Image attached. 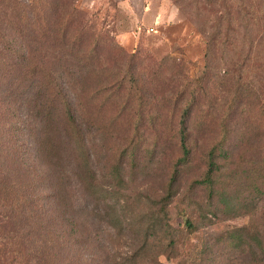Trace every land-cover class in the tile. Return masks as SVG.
I'll return each instance as SVG.
<instances>
[{"label":"trees","instance_id":"obj_1","mask_svg":"<svg viewBox=\"0 0 264 264\" xmlns=\"http://www.w3.org/2000/svg\"><path fill=\"white\" fill-rule=\"evenodd\" d=\"M76 1L56 0L51 13L41 8L26 18L17 40L0 50V264H166L162 259H172L173 251L185 264H197L190 251L178 250L179 237L196 233L197 220L215 225L218 211L231 213L230 203L222 199L228 197L223 193L227 187H216V179L228 175L225 169L245 138L264 135V102L255 107L256 112L261 111L259 117L246 111L248 129L238 132L239 142H235L234 130L224 121L194 125L187 121L196 103L188 100L182 119L168 125L181 156L171 168L163 194L126 206L119 195L126 190L128 167L131 175L140 162L145 128L142 119L131 123L124 119L132 100L129 96L137 87L135 81L121 78L114 84L116 90L108 92L93 90L89 74L76 76L67 70L59 76L45 70L49 61L59 68L74 60L90 65L96 52L85 45L81 53L86 23ZM78 24L82 26L79 32L72 33ZM40 47H46L50 56L40 57ZM233 117L227 121L232 122ZM197 128L220 130L218 140L207 151L205 175L194 179L186 191L190 195L207 193L210 204L200 207L196 217L184 215L183 229L176 228L170 210L192 163L193 145H197L192 133ZM120 131L125 143L116 142L119 151L109 152L105 168H97L92 149L101 146L103 150L107 141L96 136L101 144L96 142L93 133L108 132L116 137ZM155 145L144 146L149 160L156 158L160 144ZM253 171L264 191V164ZM77 187L93 201L90 207H81L74 198ZM217 196L221 203L214 205ZM129 208L130 217L124 214ZM95 223L102 228H94ZM161 236L168 242H158ZM224 241L228 251L245 254L249 249L257 258L264 256V229L251 224L232 228ZM188 257L193 258L191 263ZM256 264L264 262L258 259Z\"/></svg>","mask_w":264,"mask_h":264},{"label":"rangeland","instance_id":"obj_2","mask_svg":"<svg viewBox=\"0 0 264 264\" xmlns=\"http://www.w3.org/2000/svg\"><path fill=\"white\" fill-rule=\"evenodd\" d=\"M55 1L0 0V50L5 43L17 40L18 29L25 25L26 18L41 8L51 13ZM85 1L77 0L76 5L86 23L81 53L85 45L96 49L90 65L74 60L72 65L59 68L49 61L45 70L59 76L66 75L67 70L76 76L89 74L93 90L108 92L116 90L114 84L121 78L135 81L137 87L129 96L132 100L124 119L129 123L142 119L144 137L140 140V162L131 175L128 167L126 190L119 196L126 206L159 198L168 185L173 164L181 156L168 125L182 119L188 100L192 98L196 103L187 121L193 125L206 120L217 124L224 121L234 130L235 142H239L238 132L248 129L246 111L250 109V115L256 113L259 117L261 111L256 112L255 107L264 102V0H147L146 13L115 0H98L93 8ZM81 27L74 26L72 33H78ZM150 27L154 32H148ZM46 49L40 47L38 55L50 56ZM219 133L217 129L192 133L197 142L193 145L192 163L178 185L179 197L170 210L171 223L176 228L183 229L184 215L196 217L202 211L200 207L210 204L207 193L190 195L186 191L194 179L205 175L207 151ZM93 135L107 141L103 150L101 146L92 149L96 167L103 170L110 153L119 151L116 142L125 143L124 133L120 131L116 137L108 132ZM157 143L160 147L156 158L149 160L144 146ZM262 163L264 135H250L235 148L233 161L225 169L228 175L216 179V187H227L223 193L228 197L222 199L230 203L231 213L218 211L215 225L196 219L198 231L179 237L180 252L190 251L197 264H256L258 259L264 262V256L257 258L249 249L245 254L228 251L224 241L227 232L235 227L251 224L264 229V191L253 176V169ZM74 192L81 207L91 206V198L78 187ZM220 203L221 198L215 197L213 204ZM127 210L124 214L130 217L132 208ZM94 228L102 227L95 223ZM161 239L168 242L165 236L158 242ZM172 254V259L162 261L185 264L184 259L176 258L175 251ZM187 261L191 263L193 258Z\"/></svg>","mask_w":264,"mask_h":264},{"label":"built area","instance_id":"obj_3","mask_svg":"<svg viewBox=\"0 0 264 264\" xmlns=\"http://www.w3.org/2000/svg\"><path fill=\"white\" fill-rule=\"evenodd\" d=\"M97 1L98 0H86L85 2H86L88 7L93 8ZM115 1H117L119 3L128 2L130 4H135L136 2H141V1L143 2L144 0H115ZM148 32H154V27L148 28Z\"/></svg>","mask_w":264,"mask_h":264},{"label":"crops","instance_id":"obj_4","mask_svg":"<svg viewBox=\"0 0 264 264\" xmlns=\"http://www.w3.org/2000/svg\"><path fill=\"white\" fill-rule=\"evenodd\" d=\"M122 3L130 5V6L134 7V8H141L144 11V13H146V10H148V7L146 6L147 0H144L143 2L142 1L141 2H136L135 4H130L128 2H122Z\"/></svg>","mask_w":264,"mask_h":264}]
</instances>
